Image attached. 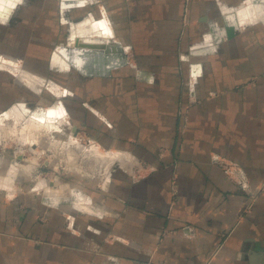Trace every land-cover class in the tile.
Returning <instances> with one entry per match:
<instances>
[{"label":"crops","instance_id":"0c3cea01","mask_svg":"<svg viewBox=\"0 0 264 264\" xmlns=\"http://www.w3.org/2000/svg\"><path fill=\"white\" fill-rule=\"evenodd\" d=\"M245 1L0 0V61L17 69L0 67V124L65 94L66 124L118 156L47 204L0 187V264H264V22L230 14ZM77 21L105 31L81 40L106 49L97 71L56 59ZM4 137L0 177L21 161Z\"/></svg>","mask_w":264,"mask_h":264},{"label":"rangeland","instance_id":"374dc122","mask_svg":"<svg viewBox=\"0 0 264 264\" xmlns=\"http://www.w3.org/2000/svg\"><path fill=\"white\" fill-rule=\"evenodd\" d=\"M261 2L264 4V0H261ZM250 3L255 2L253 0H246L240 7L231 10L230 14L234 15L235 17L238 16L240 19V10H243L244 8L249 9L251 7ZM72 23L73 24H71V27L73 26L74 30L78 28V26H80L79 21ZM251 23L253 24L262 22L253 21L247 24ZM262 25L264 26V23H262ZM66 30V32L68 33H66L62 44L60 43L56 46L55 52H57L58 49L61 47H72L74 44L76 45V43H79L78 39L74 40L73 38L74 31H72V28L71 30H68L66 28ZM93 36L96 37L94 33L92 34V38H94ZM102 48L99 47L101 51H97L98 49H95L93 52H96L97 54L99 52L101 53ZM7 69L13 70L11 67H8ZM70 69L76 70L77 68L71 65ZM24 74H27V72H25ZM26 79L27 78H25V80ZM28 80L30 82L29 78ZM49 83L50 82L45 83V88L52 94V91L49 90ZM42 87L43 86L40 87V94L41 97H44L46 95V92H43L44 88ZM58 96L61 97V94H59ZM62 98H55L53 103L52 99H50V105L45 106L40 104V106L38 107H32L28 106V104H25L26 107L21 108L23 113L20 111L24 115V119L19 124L21 126L19 129H17L16 121L13 120L15 119L12 117L14 116V114L10 116V118L12 117L13 119L7 120L6 124H0V143L6 140L5 137L2 139V137L5 135H16V138L18 139V141L15 143L12 141L14 143L13 145H16V149L21 150L20 153L22 154V157L20 163L18 164L22 165L24 163L28 165L30 162H35L31 172H27L24 170L18 176H16L15 180L13 181V184H16L17 186L15 187L16 190L20 192H26V190L36 192V194L41 196V199H43V202L46 204V199L55 196V193L52 191V186H69V184L71 183L78 184L81 179H83V181H87L88 183L97 185L101 183V180L104 177L102 175H104L105 170H109V168L112 167V165L108 163L97 162L91 157L87 158L77 150V147L75 146L77 144L85 147H90L96 144L85 136L76 135V132L72 130L71 125L66 124V121L69 119V113L66 107L64 108L66 110L65 118L67 120L64 119L62 121L63 118L58 119L56 123L58 124V128L53 130V125L49 126L48 129L47 127L41 125L39 126V124L44 125L46 123L45 121L48 122V120H51L49 119L51 111L61 112V107L59 106V103L63 102ZM56 107H60L58 111H56ZM7 112L9 113L10 110ZM32 141L37 144L36 148H32V146H34L30 143ZM8 143H11V141H8ZM73 143H75L74 146L72 145ZM71 157L73 158L72 162H70ZM9 173L1 175V177L7 178ZM38 184H40V189H38ZM6 186H9V184H7ZM7 191L9 192V190Z\"/></svg>","mask_w":264,"mask_h":264},{"label":"bare ground","instance_id":"6f19581e","mask_svg":"<svg viewBox=\"0 0 264 264\" xmlns=\"http://www.w3.org/2000/svg\"><path fill=\"white\" fill-rule=\"evenodd\" d=\"M81 1L82 0H67L69 5H73V6L79 5V2H81ZM253 1L255 2L257 0H253ZM262 2L258 3V5H256L255 3H250L251 7L249 9H246V10H240L239 15L240 16L245 15V16H248L249 18L252 17L255 20L258 18L260 21L264 22V4ZM231 24L235 25L234 19H232ZM100 29H101L100 27L95 26L91 23L89 25H83V26H79L78 28H76L74 30V33H73V35H74L73 38H74V40H76V39L79 40L78 45L76 43V45L74 44L72 47L65 46V47L59 48V52H57V54H56V56H57L56 59H58L62 65L71 64L74 67H76L77 69H79L80 71H82L83 73H86V72L89 73L90 72L89 71L90 67H88L89 65L94 66V68H92V70L95 69L97 71L98 67H100L102 65L101 61L105 57V50L106 49L104 48L105 50H103V48L101 47L104 52L102 51L101 53L99 52L97 54L96 52H93V51L95 49H99L100 44L97 45L96 43H89V42H83L82 43L81 40L87 41V39H89V37L92 36L93 33L99 37H101V36L103 37V34L105 33V31L100 30ZM108 53H111V52H108ZM118 63H120V60L116 62V64H118ZM0 67L1 68L11 67L13 69H16V66L14 63L7 62L6 60L0 61ZM24 73L25 72H22V70H20L19 78L21 81L25 82V84L28 83V85H32L37 90H39V88L41 86H44L45 80H42V79L39 80V79H35V78H34L35 79L34 80V79H32V76L30 74H24ZM25 78H27V79L25 80ZM28 78L30 79V82H29ZM48 85H49L50 90L53 91V93H55L56 95L60 94L59 88H57L54 84L49 83ZM12 113L15 114L14 116H12L15 119H13L12 117L9 119L15 120L17 129H19L21 127L19 124L24 119L23 118L24 115L18 109L12 110ZM63 114L64 113H61V112H52L51 111V114L49 117V119H51V120H48V122L45 121L46 123L44 125L39 124V126L41 125V126L47 127V129H48L49 126L54 125L53 130H55L56 128H58V124H56L57 120L62 119L64 117ZM55 125H57V126H55ZM25 143H26V141H25ZM30 143L34 146L37 145L34 141H32ZM74 144L75 143H73L72 145L74 146ZM75 146L77 147V150L81 154H83L85 157H87V158L91 157L93 160H96L97 162L108 163L110 165H113L114 163L118 162V156L117 155L115 156V155H112L108 152H105L97 145L85 147V146H81V145L77 144ZM21 157H22V154L20 155V158ZM72 159L73 158L71 157L70 162H72ZM34 164H35V162H30L28 165L24 164V163L22 165L18 164V163H14L13 168L11 169L7 178L0 177V187H4L7 184H9V186L12 185L16 176H18L24 170L27 172H31L32 168L34 167Z\"/></svg>","mask_w":264,"mask_h":264},{"label":"built area","instance_id":"2783aa9c","mask_svg":"<svg viewBox=\"0 0 264 264\" xmlns=\"http://www.w3.org/2000/svg\"><path fill=\"white\" fill-rule=\"evenodd\" d=\"M220 166L226 171L227 175L229 178L234 179V177H237V173H238V167L233 165L231 162L228 161H224V160H220L219 161ZM232 167H234L232 169ZM264 191V185L258 189L256 192H254L252 195H254V197L258 198L259 195Z\"/></svg>","mask_w":264,"mask_h":264},{"label":"water","instance_id":"95a60500","mask_svg":"<svg viewBox=\"0 0 264 264\" xmlns=\"http://www.w3.org/2000/svg\"><path fill=\"white\" fill-rule=\"evenodd\" d=\"M226 31H227V35H228L229 39H232L235 36V29L233 27H227ZM77 45H78V43H77Z\"/></svg>","mask_w":264,"mask_h":264}]
</instances>
